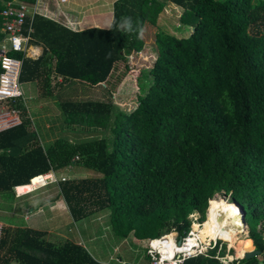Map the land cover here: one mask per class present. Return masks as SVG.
<instances>
[{
	"label": "trees",
	"instance_id": "16d2710c",
	"mask_svg": "<svg viewBox=\"0 0 264 264\" xmlns=\"http://www.w3.org/2000/svg\"><path fill=\"white\" fill-rule=\"evenodd\" d=\"M7 1L0 0V30ZM169 4L183 9L178 27L190 34L156 33L158 57L143 72L150 83L139 86L135 111L113 102L59 103L64 123L103 136L43 142L32 130L25 96L7 104L20 111L21 123L0 131V195L15 196V187L37 175L80 168L93 176L58 183L73 220L109 211L114 237L140 242L173 232L182 240L193 230V216L205 223L210 202L230 196L262 250L231 264H264V0H120L113 28L77 32L36 15L31 44L42 46L43 55H9L23 60L21 87L37 84L43 101L55 100L54 79L62 87L105 88L124 56L142 50L141 30L155 26ZM124 17L131 18L125 31ZM30 24L28 18L25 31ZM48 236L46 230L3 224L0 264H106L82 244ZM219 250L224 256L226 243L184 264H223Z\"/></svg>",
	"mask_w": 264,
	"mask_h": 264
},
{
	"label": "rangeland",
	"instance_id": "374dc122",
	"mask_svg": "<svg viewBox=\"0 0 264 264\" xmlns=\"http://www.w3.org/2000/svg\"><path fill=\"white\" fill-rule=\"evenodd\" d=\"M104 1L108 3L113 0H92L91 3L96 2L98 9L99 6L103 7ZM119 1L120 0H117L115 5H113L110 14V17H113L114 21L116 20V9ZM70 4L71 1L68 0L67 4L61 5L62 7L60 8H62L64 14H67ZM183 13L182 8L174 4H169L159 15L155 26L148 23L142 34L144 40L142 50L133 52L128 58L124 56L127 60L119 63L114 76L105 88H87L79 83H69L65 85V87H62L58 99L42 100L43 106L45 107L44 110L40 107V101H36L37 104L35 106H33L34 103L31 100L28 101L27 106H29V115H31L33 119L32 130H37L39 134H41L43 142L47 143L59 137H67L73 141H79L103 136V131H87L81 125L69 126L66 122L64 123L63 113L59 108V103L61 101L68 102L69 100L73 102H113L124 112L131 113L135 111L138 106L137 100L139 96L143 94L139 86L144 85V87L147 88L150 83V79H145L143 77V72L145 70H150L158 57L155 43L156 33L161 28L176 36L187 37L190 34V30L186 26L179 29L180 18ZM101 20L103 19H100V22L97 20L98 25H107L108 19H106L105 22ZM87 25L88 24L83 27H87ZM58 91L59 87L55 89V92ZM0 110L6 112L10 109H8V105L3 107L0 105ZM11 123H13V121H11ZM54 173L59 180L63 178L71 179L93 176L92 173L80 168H69L68 170ZM7 195L8 196L0 195V228L3 224H11V226H14V222L18 223L19 220H25L27 214L31 215V208L36 206V204H40L46 200H54L52 204L49 205L48 209L45 210V214L44 209L34 214L35 217L39 214L45 215L46 222L44 224H35L32 220L29 222L31 226L39 228V230H47L49 232L48 238L53 242L61 243L70 240L80 243L85 246L96 259L104 261L107 264H148L149 262L146 258V249H149V240L147 242H140L133 237L117 240L112 232L109 211L98 212L84 219L82 222H75L66 205L63 201H60L63 199L60 197L58 201L55 200V198L60 195L58 183L20 198H17L16 195L14 196L13 194ZM212 203L213 205L221 204L223 211L228 217H238L235 207L230 201V196L225 197L220 195L216 196V198L210 202L208 218L205 223L199 224V215L193 216V218H195V223L191 232H194L193 236L199 240V243L203 242L206 246L211 242L214 244L216 240L213 239L214 228L212 227L211 221H209ZM21 210H25L22 215ZM197 226H199V229L196 230ZM261 227L262 226H259V229H261ZM245 229V231L236 235L234 238H220L222 240L218 242V245L220 247L223 243H226V254L221 256L220 251H218L217 256L219 258L227 260L228 262L243 259L245 249L242 240L244 241L247 238L250 240L252 239L249 228L246 225ZM179 241L180 239L177 240V242ZM231 249L234 250V254L230 251ZM238 249L242 250L240 251Z\"/></svg>",
	"mask_w": 264,
	"mask_h": 264
},
{
	"label": "built area",
	"instance_id": "2783aa9c",
	"mask_svg": "<svg viewBox=\"0 0 264 264\" xmlns=\"http://www.w3.org/2000/svg\"><path fill=\"white\" fill-rule=\"evenodd\" d=\"M43 1L49 3L54 0H37V3L34 5L21 0H8L1 12L3 22L0 30L2 34L0 37V67L2 71L0 73V105H2V107L8 103L16 104L17 100L24 97L20 84L23 60L10 56L9 53H24L26 57L29 56L28 48L35 32L32 23L35 16L38 15V5ZM59 1L62 3L68 2V0ZM28 18L31 19V24L25 31L24 26ZM11 121H13V123H11ZM20 123V111L18 109H10L6 112L0 110V131ZM61 180L64 181L65 178L60 180L57 179L53 171L37 175L27 184L31 187L30 191L21 192L19 186L15 187L16 197L20 198L32 194L50 185L59 183ZM171 234L174 235V240L180 247L175 249L173 255H169L167 252H163L155 246L156 242L164 240L166 236L156 240H149L147 254L150 257V264H184L189 258H194L203 254L208 255L210 248L214 247L216 244L215 241L214 244L211 242L206 246V244L200 241L201 243L197 246H190L188 250H182V247L186 246L189 242V238L193 236L194 232H190L187 237L180 240V244L177 242L178 234L176 232ZM216 258L223 264H231L233 262L222 260V258L218 256Z\"/></svg>",
	"mask_w": 264,
	"mask_h": 264
},
{
	"label": "crops",
	"instance_id": "0c3cea01",
	"mask_svg": "<svg viewBox=\"0 0 264 264\" xmlns=\"http://www.w3.org/2000/svg\"><path fill=\"white\" fill-rule=\"evenodd\" d=\"M70 1H71V4L68 6L67 14H64L62 8L60 7H62L61 5H65L68 2L62 3L59 0H54L48 3L47 1H43L38 5V8H37L38 15H42L47 18H50L60 23L61 25L67 27L68 29H71L72 31H76V32L89 29V28H103V29L113 28L115 21L113 17L112 18L110 17V14L113 9V5H115L117 0H113L112 2L109 1L108 3L104 1L105 3L103 7L99 6L98 9H97V3L96 2L91 3L92 0H70ZM103 9H106V10H103ZM100 19H103L101 20L103 22H105L106 19H108L107 25H104V26L98 25L97 20L98 22H100ZM86 24H88L87 27H83ZM28 53H29V56H27L28 58L36 60V59H39L43 55L44 48L40 45H32L30 42ZM61 84H63V81L60 78L53 80V88L59 87V91L55 92V99L59 98L58 96L60 95V92L62 91ZM22 88H23L25 99L28 101L31 100L34 103L33 106L37 104L36 101H42L41 99H43V97L41 96V92L39 91L37 84H26V85H23ZM52 98H50V100ZM40 107L43 110L45 109L42 102H41ZM58 188H59V185H58ZM60 197L63 199L60 201H63V203L66 205L68 209L67 203L65 202L64 198L61 195L57 196L55 200L58 201ZM52 201L54 200H46L40 204L39 203L36 204V206L31 208V211H32L31 215L27 214L25 220H22V221L19 220L18 223L14 222V226L22 227V228L29 227V228L39 229V228H35L34 226H31L29 222H31L32 220L33 222H35V224L37 223L44 224L46 222L45 215L39 214L35 217L34 214L39 212L41 209H44V214H45V210H47L49 205L52 204ZM24 212L25 210L23 211L21 210V215ZM100 262H104V261H100Z\"/></svg>",
	"mask_w": 264,
	"mask_h": 264
},
{
	"label": "bare ground",
	"instance_id": "6f19581e",
	"mask_svg": "<svg viewBox=\"0 0 264 264\" xmlns=\"http://www.w3.org/2000/svg\"><path fill=\"white\" fill-rule=\"evenodd\" d=\"M29 189L31 190V187H29L28 185L24 187L19 186V190L21 192L30 191ZM233 206L235 207L238 217L237 216L228 217L223 211L221 204L213 205L212 203V207L210 209L209 221H211L212 227L214 228L213 239L232 238V237L234 238L236 235L246 230L245 225L241 220L239 205L233 203ZM233 241L236 242L235 240ZM250 243H252L250 239H246L244 241L242 240V244L244 246L249 245ZM198 244H199V240L195 238V236H191L186 246L182 247V250L183 249L188 250L190 246H197ZM155 246L157 249L163 252H167V254L169 255H173L175 249L180 247L179 245L176 244L174 240V235L172 234L166 235L164 240L156 242ZM238 250L241 251L242 249H238Z\"/></svg>",
	"mask_w": 264,
	"mask_h": 264
},
{
	"label": "water",
	"instance_id": "95a60500",
	"mask_svg": "<svg viewBox=\"0 0 264 264\" xmlns=\"http://www.w3.org/2000/svg\"><path fill=\"white\" fill-rule=\"evenodd\" d=\"M121 29L123 31H125L126 30V26L125 25H121ZM236 204H238V203H236ZM239 212H240V215H241L242 222L244 223V225H246V223H245V214L243 212V209L241 208V211H239ZM251 241H252V243H250L249 245L244 246L245 252H244V257L243 258L251 259V258H254V257L262 255V250H260V249H258L256 247V244H255L253 239H251ZM180 243H181V241H179V244Z\"/></svg>",
	"mask_w": 264,
	"mask_h": 264
},
{
	"label": "clouds",
	"instance_id": "9594fccd",
	"mask_svg": "<svg viewBox=\"0 0 264 264\" xmlns=\"http://www.w3.org/2000/svg\"><path fill=\"white\" fill-rule=\"evenodd\" d=\"M122 24L123 25H125V26H127L129 29H131V18H128V17H124V18H122ZM141 35H142V30H141ZM232 203H235V202H232ZM239 205V204H238ZM239 210L241 211V208H239ZM244 212V211H243ZM248 227V226H247ZM220 240H222V239H216L215 241H216V244L214 245V247H211L210 248V250L211 249H213V248H215L217 245H218V242L220 241ZM214 241V240H213ZM219 249H220V247H219ZM209 250V251H210ZM220 251V250H219ZM217 257V256H216Z\"/></svg>",
	"mask_w": 264,
	"mask_h": 264
}]
</instances>
